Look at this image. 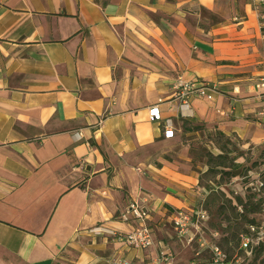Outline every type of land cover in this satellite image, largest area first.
<instances>
[{
  "label": "crops",
  "instance_id": "obj_1",
  "mask_svg": "<svg viewBox=\"0 0 264 264\" xmlns=\"http://www.w3.org/2000/svg\"><path fill=\"white\" fill-rule=\"evenodd\" d=\"M178 77L212 98L184 115ZM262 78L252 0H0V264H145L166 248L194 264L177 210L207 211L203 237L258 220L244 202L262 168L238 169L263 158ZM132 199L152 245L89 231L134 228Z\"/></svg>",
  "mask_w": 264,
  "mask_h": 264
},
{
  "label": "built area",
  "instance_id": "obj_2",
  "mask_svg": "<svg viewBox=\"0 0 264 264\" xmlns=\"http://www.w3.org/2000/svg\"><path fill=\"white\" fill-rule=\"evenodd\" d=\"M254 8L258 17L259 28L262 31L264 37V0H252ZM175 90V97L180 100L182 111L184 115H190V109L188 108L189 98L193 95L201 96L206 99L212 98V92L214 88L208 83L198 82L193 80H185L178 77L173 84ZM258 86H264V79L258 83ZM264 101V92L261 94ZM188 110V111H186ZM264 113V108H263ZM148 115L151 120H159L160 110L158 103L152 104L148 107ZM164 135L171 137L173 130L169 127V121L166 123L164 129ZM251 191L257 195L264 196V184L260 181L253 180L249 182ZM130 214L138 221V224L127 232H120L114 229L108 228L104 225H94L89 231L96 235L110 234L117 239L124 241L133 248L143 249L147 248L153 243L151 229L146 223V219L149 214V210L145 204L138 199H132L127 205V209L123 216ZM208 218V213L204 208L197 209L194 213L187 210L179 209L172 217L173 229L177 236L184 237L190 234L191 230H194V236H199V245L207 246L210 250V257L208 259H197L194 264H242L244 257L250 256L254 247L262 246L261 256L264 259V201L261 205L260 217L254 222H250L247 225L248 232L241 233L239 237V244L237 250L241 251V254L235 252L233 255L227 253L218 244L207 245L206 240L203 237V224ZM192 235L189 239H193ZM200 251H196L199 255ZM112 264H130L126 260L116 259L112 261ZM145 264H174L173 253L169 248L161 250L158 256Z\"/></svg>",
  "mask_w": 264,
  "mask_h": 264
},
{
  "label": "rangeland",
  "instance_id": "obj_3",
  "mask_svg": "<svg viewBox=\"0 0 264 264\" xmlns=\"http://www.w3.org/2000/svg\"><path fill=\"white\" fill-rule=\"evenodd\" d=\"M222 143L223 140H222ZM207 149V148H206ZM263 158L261 160H259L258 162L254 161V160H251L249 159L247 161V166L246 168L242 167V169H238L240 172H246L248 173L249 171L251 172H255L256 170H259L260 172V169L262 170V173H263V178H264V148H263ZM207 159V158H206ZM216 160V158H214V161ZM227 160V159H226ZM252 175L250 174L249 178L248 179H251ZM247 179V178H245ZM252 180V179H251ZM249 211H257V208L255 206H251L249 207ZM232 213V211H230ZM210 227H212V224H209ZM217 229H221L223 230V226L222 227H216ZM205 233H204V239L206 240V244L207 245H211V244H218L220 245L223 249H228V247H230L229 249V253L230 255H233L235 252H237L238 254H241L240 252L241 251H238L237 250V247H234L233 248V244H226V242L223 240V237L224 235L226 234H217V235H213L210 231H209V228L208 226L206 225L205 226ZM231 231V230H230ZM230 231L227 232V234L230 235ZM193 249H192V252H191V255L189 256V260L191 261L192 259L194 260H197V259H208L210 257V250L209 248L205 245V246H202L200 247L199 243H194L193 244ZM200 251L199 255L196 254V251ZM188 260V261H189ZM188 263V262H187ZM242 264H261V256L260 255H257V257L255 259H246L243 261Z\"/></svg>",
  "mask_w": 264,
  "mask_h": 264
},
{
  "label": "trees",
  "instance_id": "obj_4",
  "mask_svg": "<svg viewBox=\"0 0 264 264\" xmlns=\"http://www.w3.org/2000/svg\"><path fill=\"white\" fill-rule=\"evenodd\" d=\"M218 158H219V160L217 162L222 163L223 159H224V156L220 155V157H218ZM212 160L211 159L208 160V163L212 162ZM209 170L211 171V169H209ZM253 198H255V201H252ZM256 201H257L258 205L254 204V202H256ZM263 201H264V196L263 195H257L256 193H250L249 195H247V200L244 202L245 203L244 205L246 206L247 204L252 203L256 208L260 209ZM245 210L247 211V208L243 207L242 212H245ZM248 211H249V209H248ZM246 220L248 221V223L254 222V220L250 219L249 217H247ZM248 223L244 227L241 226V231L238 232L235 229H232L230 231V235L229 234L224 235L223 240L226 242V244H231V245L233 244V248L237 247L238 244H239V240H240L239 239L240 234L248 232V228H247ZM229 249H230V247H228V249H225L228 254H230L229 253ZM262 249H263L262 246L254 247L253 250H252V254L250 256L244 257L243 261L246 260V259H255L257 257V255L261 256ZM243 261H242V263H243ZM261 264H264V259H263L262 256H261Z\"/></svg>",
  "mask_w": 264,
  "mask_h": 264
}]
</instances>
